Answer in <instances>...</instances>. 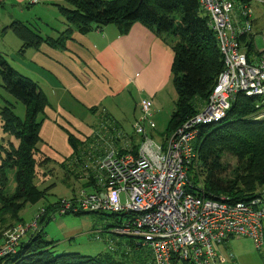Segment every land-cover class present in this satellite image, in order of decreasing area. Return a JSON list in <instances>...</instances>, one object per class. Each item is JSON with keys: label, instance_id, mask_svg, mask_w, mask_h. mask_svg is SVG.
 I'll list each match as a JSON object with an SVG mask.
<instances>
[{"label": "trees", "instance_id": "obj_1", "mask_svg": "<svg viewBox=\"0 0 264 264\" xmlns=\"http://www.w3.org/2000/svg\"><path fill=\"white\" fill-rule=\"evenodd\" d=\"M234 2L249 5L248 0ZM65 4L56 6L69 26L55 39L42 37L20 21L5 29H10L22 40L20 54L25 48H38L43 42L63 47L73 29L87 33L96 26L115 24L125 31L132 23L140 21L152 28L174 52L172 74L177 97L168 132L182 125L205 105L224 64L207 17L200 14L198 0H65ZM239 42L250 61L259 56L253 33L241 36ZM0 76L1 86L25 106V115L20 118L9 101L0 105L1 240L6 230L3 227L24 223L20 215L24 207L45 197L44 190L35 185L34 178L37 166L47 165L52 160L38 147L41 140L38 116L48 103L46 95L32 79L10 67L1 55ZM254 103V98L239 93L220 124L201 128L194 142L196 156L186 170L189 182L193 187L202 184L205 196L247 200L264 185V119H250L257 105ZM102 128L120 131L110 121L102 122ZM68 140L73 151L71 160L60 166L71 171L78 169L82 178L88 179L92 154L87 153L92 145L102 146L105 136L96 131L90 141L81 142L72 134ZM12 182L14 188L8 190L7 186ZM189 190L194 192V189ZM55 206L53 203L45 207L38 220L40 229L20 239L17 253L2 261L6 264H126L110 252L94 257L75 252L54 255L52 242L44 238L43 229L52 218Z\"/></svg>", "mask_w": 264, "mask_h": 264}, {"label": "built area", "instance_id": "obj_2", "mask_svg": "<svg viewBox=\"0 0 264 264\" xmlns=\"http://www.w3.org/2000/svg\"><path fill=\"white\" fill-rule=\"evenodd\" d=\"M198 3L224 64L208 102L158 140L148 132L156 128L152 99L141 98L133 124L138 142L121 150L90 146L89 188L59 200L54 210L59 215L115 214L112 232L140 243L149 264H235L233 253L220 249L232 237L248 238L257 250L264 248V185L247 200L234 201L207 197L202 184L193 187L188 180L186 168L196 156L194 142L201 128L222 122L237 94L256 100L258 110L251 120L264 119V41L251 61L239 42L253 32L251 7L234 0ZM115 131L116 137L123 136ZM38 230V221L16 225L0 245V261L15 255L20 239Z\"/></svg>", "mask_w": 264, "mask_h": 264}, {"label": "crops", "instance_id": "obj_3", "mask_svg": "<svg viewBox=\"0 0 264 264\" xmlns=\"http://www.w3.org/2000/svg\"><path fill=\"white\" fill-rule=\"evenodd\" d=\"M29 1L40 3V0ZM256 1L261 3V0ZM41 2L59 12L56 4L64 5L65 0ZM251 3L252 0H248L250 7ZM253 18V40L258 37L257 34L263 39L264 25L260 24L258 16L254 15ZM59 21L62 29H54L50 23H46L50 31L42 33L33 30L44 38L55 39L68 28L64 19ZM256 47L260 52L262 48ZM173 60L171 46L140 21L132 23L125 31L115 24L96 26L87 33L73 29L63 47L43 42L38 48H25L21 53V62L17 61L14 69L32 79L48 101L38 116L41 121L39 150L56 164L66 163L73 152L68 140L69 134L84 142L88 139L90 141L96 131L106 139L101 142L103 147L98 146L100 148H116V145H121L123 149L130 143L135 144L133 124L139 114V100L143 97L151 98L153 112L163 110L169 103L175 104L177 94L173 83ZM133 93L136 100L131 115ZM108 120L120 129L123 134L121 138L116 137L114 130L102 128V122L109 123ZM97 121L101 123L94 129ZM148 132L155 138L153 131L148 129ZM52 220L55 223L44 228L43 234L47 241L52 242L51 251L54 254L55 250H61V253L75 252L90 256L88 253L96 245L88 237L97 230L94 220L89 216L81 219V223L86 224L84 228L71 227L70 221L64 217H53ZM239 239L229 238L225 247L220 248L221 252L231 251L235 264H264V248L245 249ZM112 242L106 249L117 259L122 260L125 253L138 249L144 250V257L148 259L146 264H149L148 252L137 241L125 237V241L118 246ZM227 264L233 263L229 261Z\"/></svg>", "mask_w": 264, "mask_h": 264}, {"label": "rangeland", "instance_id": "obj_4", "mask_svg": "<svg viewBox=\"0 0 264 264\" xmlns=\"http://www.w3.org/2000/svg\"><path fill=\"white\" fill-rule=\"evenodd\" d=\"M63 4L66 5L65 2ZM251 5H252L251 9H252L253 17L254 15L258 16L260 18L259 20L260 24L264 25V4H261L256 0H252ZM200 14L202 16L204 15L203 12H201ZM61 16L62 15H60V13L55 8L48 7L46 4L42 3L41 0L40 3H32L29 0H26L24 2H21L20 0H0V55L2 56L3 60L12 68L16 67L17 61L21 62V54L19 49L22 46V40H20L10 29L4 31L13 22L22 21V23L28 25L30 28L37 30L38 32L43 31L42 33H45L50 31V26H52L54 29H62L59 20H63L64 17L62 16L63 17L62 19ZM64 21L68 25L65 19ZM46 23H50L51 25L49 24L50 26H46L45 25ZM257 36L258 37L254 39V41L256 40L257 45L256 43H254V45L255 47L258 46L259 49L263 48L264 37L262 39L260 34H257ZM1 85H2V78L0 76V105L3 106L5 105L6 101H9L14 105V111L16 115H18L20 118H23L24 109H25L24 104L20 100L16 99L12 94L7 92ZM132 96L134 97V100L132 101L133 104H132L131 115L133 114V110L135 106V100H136L135 93H133ZM207 102L208 100L206 101V103ZM254 104L256 105L257 102ZM173 110H174V104L169 103V106H166V108H164L163 110H159V112H153V119L156 124V128L153 131V133L155 134V139L161 140L163 139L162 138L163 136L164 137L167 136L166 135L167 133L171 134L173 132V130H170L168 132L170 116ZM256 110L258 109L255 106V112ZM255 112H253L252 114H254ZM100 123L101 121H97V123H95L93 128L95 129L98 125H100ZM220 123H216V124H220ZM209 125H215V124L210 123ZM209 125H204V126H209ZM124 127L126 126L124 125ZM0 133H1V123H0ZM138 140H139V136L135 134L134 141L138 142ZM121 148H122L121 145H118V147L116 145V150H121ZM67 160L69 162L71 159L70 160L67 159ZM54 164L56 163L54 161H51L47 163V165L37 166L34 183L39 189L44 190L45 197L35 204H28L24 207V209L20 213L22 219L24 220V223L17 222L18 224L16 223L10 228L3 227L6 230L4 229L5 232L3 233L2 239L0 240V245L2 244V241L5 240L6 234L7 235L10 234L16 225L19 224L24 225L26 223L29 224L31 222L38 221L40 219L39 214L42 207L46 205H51L53 203L57 204L59 200L63 198H71L74 195H76L81 189L89 188L88 185H86L87 179L85 177L82 178V175L77 168H76L77 170L71 171L70 169L61 167L60 164H56L57 166H54ZM13 188H14L13 182L9 184V186H7L8 190ZM51 215L52 218L56 217V219L61 217L67 218L70 221L71 227L77 226L79 228L86 227L85 223H81V219H83L84 217L89 216L92 220H94L95 228L97 230L93 235L92 233L89 234L88 237L91 240V242L96 243V245L94 246L95 247L94 250L88 253L90 256H96L99 253L101 254V251L109 252V249H106V247L112 241H113L112 244H117V246L125 241V237L111 234L112 232L111 230L113 229L112 224L113 221L116 219V216H112L111 213L108 212H105V214L91 213L84 216V215H72V214L59 215L55 212H52ZM52 218L49 220V222L45 225L44 228H46L48 225L50 226L55 223V221L52 220ZM98 230H102L103 232L100 233L98 232ZM239 241L241 243V246L245 249L246 248L250 249V247L255 248L253 242L248 238H241L239 239ZM223 247H225V244H223ZM60 251L61 250H55L54 255L61 254ZM119 256L124 257L123 254H119ZM122 260L126 264H146L148 262V259L144 257V250L140 251L138 249H135L130 253L128 252L125 253V257ZM0 264H6V263L5 261H1Z\"/></svg>", "mask_w": 264, "mask_h": 264}]
</instances>
